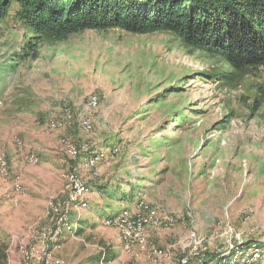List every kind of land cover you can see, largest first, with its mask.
I'll use <instances>...</instances> for the list:
<instances>
[{"label":"rangeland","instance_id":"obj_1","mask_svg":"<svg viewBox=\"0 0 264 264\" xmlns=\"http://www.w3.org/2000/svg\"><path fill=\"white\" fill-rule=\"evenodd\" d=\"M141 212L144 244L121 250L103 220ZM2 247L0 264H91L104 248L118 252L111 264H240L237 251L264 264V72L239 74L168 33L37 40L9 16Z\"/></svg>","mask_w":264,"mask_h":264},{"label":"trees","instance_id":"obj_2","mask_svg":"<svg viewBox=\"0 0 264 264\" xmlns=\"http://www.w3.org/2000/svg\"><path fill=\"white\" fill-rule=\"evenodd\" d=\"M9 16L37 40L86 30L168 33L239 74L264 72V0H0V24ZM96 256L107 263L116 253L104 248Z\"/></svg>","mask_w":264,"mask_h":264},{"label":"bare ground","instance_id":"obj_3","mask_svg":"<svg viewBox=\"0 0 264 264\" xmlns=\"http://www.w3.org/2000/svg\"><path fill=\"white\" fill-rule=\"evenodd\" d=\"M95 104H96L95 99L91 98L89 103H88V105L90 107H92ZM68 119H69V117H68ZM68 154L71 157H73V158L77 155L76 151L73 148H71L69 150ZM143 210L146 211L147 208L144 207ZM60 216H64V214L55 215L56 220H58L60 218ZM148 220L152 222L151 218H149ZM59 222H60V224L62 226V231L64 232V230L67 229L66 228L67 221L60 220ZM144 223H145V218L143 217V213L142 212L139 213V214H136V215H134L132 217L124 215L123 213L118 214V215H111V216H108L107 218H105L103 220V224L104 225H107V226H112L113 225L119 230L120 236H121V241H122V247H123V249L125 251L130 250L131 247L133 245H135V244H139V245H143L144 244V242H145V238L143 236ZM152 223L154 224L155 222H152ZM57 232H58V236H59L61 234V229L59 228L57 230ZM58 240H56L54 243H57ZM152 250L154 252V249H152ZM256 253H258L257 250H256ZM257 255H259V257H260L261 254L259 253ZM248 257L249 256H247V255L246 256L243 255V251H237L235 253L234 259H241L240 264H250L251 261H249ZM234 262H236V261H233V263Z\"/></svg>","mask_w":264,"mask_h":264},{"label":"built area","instance_id":"obj_4","mask_svg":"<svg viewBox=\"0 0 264 264\" xmlns=\"http://www.w3.org/2000/svg\"><path fill=\"white\" fill-rule=\"evenodd\" d=\"M61 205H66V203L63 202ZM45 247H46V242L44 241L43 243H41L40 247L37 248V251L35 254H43V250H45ZM217 257L218 256H216V258ZM43 262H49V264H51L50 261L48 260H43ZM207 264H210V262H208Z\"/></svg>","mask_w":264,"mask_h":264},{"label":"crops","instance_id":"obj_5","mask_svg":"<svg viewBox=\"0 0 264 264\" xmlns=\"http://www.w3.org/2000/svg\"><path fill=\"white\" fill-rule=\"evenodd\" d=\"M116 212H117V210H116ZM96 220V218L93 220V221H95ZM98 220V219H97ZM98 223V222H97ZM118 239H119V244H120V248H121V250H122V241H121V238H120V236H119V234H118ZM122 252V251H121ZM115 253H116V257H115V259H113V260H111V261H109V262H107L106 264H111L112 262H115V260L116 259H119L120 257H118V252H117V250L115 251ZM122 254V253H121ZM89 263H93V264H97L96 262H89ZM101 264V263H100Z\"/></svg>","mask_w":264,"mask_h":264}]
</instances>
